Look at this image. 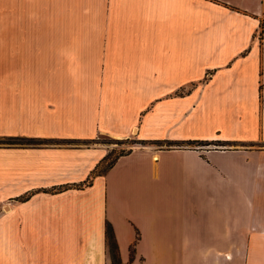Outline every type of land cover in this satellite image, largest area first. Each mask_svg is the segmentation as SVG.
<instances>
[{
    "label": "crops",
    "instance_id": "1",
    "mask_svg": "<svg viewBox=\"0 0 264 264\" xmlns=\"http://www.w3.org/2000/svg\"><path fill=\"white\" fill-rule=\"evenodd\" d=\"M99 135L146 144L74 186ZM106 222L116 264H264V0H0V264H114Z\"/></svg>",
    "mask_w": 264,
    "mask_h": 264
},
{
    "label": "trees",
    "instance_id": "2",
    "mask_svg": "<svg viewBox=\"0 0 264 264\" xmlns=\"http://www.w3.org/2000/svg\"><path fill=\"white\" fill-rule=\"evenodd\" d=\"M262 25L263 23H260L259 26V34L261 32L262 29ZM115 141H119L120 139H116V138H112ZM126 139V138H125ZM13 140V139H12ZM139 142H143L142 140H138ZM196 142H202L201 140H195ZM126 152V151H125ZM124 152H119L116 153L112 156H110V151L108 150L98 161L97 163L93 166V168L89 171L88 175L86 176V178L83 180V182L77 183L74 186H81L82 184H89L91 181V178L96 175L99 174L101 172H104L115 160V158L122 154ZM25 198V196H19L18 199H23ZM104 234H105V240H106V244H107V248L109 250L111 259L113 260L114 264H116V259L114 258V253H113V248H114V240H113V235H112V231H111V227L109 225L108 222L105 223V230H104Z\"/></svg>",
    "mask_w": 264,
    "mask_h": 264
},
{
    "label": "rangeland",
    "instance_id": "3",
    "mask_svg": "<svg viewBox=\"0 0 264 264\" xmlns=\"http://www.w3.org/2000/svg\"><path fill=\"white\" fill-rule=\"evenodd\" d=\"M98 140L105 144L110 151V156L119 153V152H125L127 151L131 146L141 143V144H146L145 142H139L135 138L130 137V138H123L120 139L119 141H115L109 136L106 135H99ZM197 143H202L205 144L204 142H197Z\"/></svg>",
    "mask_w": 264,
    "mask_h": 264
},
{
    "label": "built area",
    "instance_id": "4",
    "mask_svg": "<svg viewBox=\"0 0 264 264\" xmlns=\"http://www.w3.org/2000/svg\"><path fill=\"white\" fill-rule=\"evenodd\" d=\"M257 35H260L259 32H258V30H257Z\"/></svg>",
    "mask_w": 264,
    "mask_h": 264
}]
</instances>
